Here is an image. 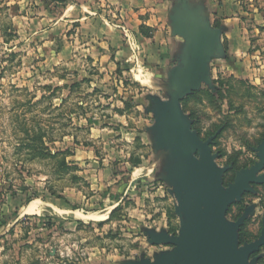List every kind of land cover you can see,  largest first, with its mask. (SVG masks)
Masks as SVG:
<instances>
[{"label":"rangeland","instance_id":"rangeland-1","mask_svg":"<svg viewBox=\"0 0 264 264\" xmlns=\"http://www.w3.org/2000/svg\"><path fill=\"white\" fill-rule=\"evenodd\" d=\"M244 8L241 73L220 66L227 86L182 102L226 189L260 163L264 143V0ZM12 14L0 8V264H156L181 236L174 190L199 154L182 156L144 111L151 88L131 71L116 87L89 57L55 56L58 37L47 42ZM250 188L227 216L244 220L241 247L264 226V185ZM255 257L264 264V247Z\"/></svg>","mask_w":264,"mask_h":264},{"label":"crops","instance_id":"crops-1","mask_svg":"<svg viewBox=\"0 0 264 264\" xmlns=\"http://www.w3.org/2000/svg\"><path fill=\"white\" fill-rule=\"evenodd\" d=\"M3 7L19 26L35 27L33 35L58 37L55 56L89 57L116 87L131 71L139 87L151 88L142 95L150 114L227 86L217 68L240 72L247 60L244 0H0Z\"/></svg>","mask_w":264,"mask_h":264},{"label":"water","instance_id":"water-1","mask_svg":"<svg viewBox=\"0 0 264 264\" xmlns=\"http://www.w3.org/2000/svg\"><path fill=\"white\" fill-rule=\"evenodd\" d=\"M213 88V86H210ZM158 126L178 145L182 156L199 154L190 166L189 180L174 190L185 225L179 238L169 241L175 251L156 264H259L253 257L264 247V226L259 240L240 246L238 232L244 223L227 220L230 207L253 185H264V143L260 163L242 171L227 189L224 171L215 164L211 142L203 141L186 120L178 100L154 111ZM253 258V259H252Z\"/></svg>","mask_w":264,"mask_h":264},{"label":"trees","instance_id":"trees-1","mask_svg":"<svg viewBox=\"0 0 264 264\" xmlns=\"http://www.w3.org/2000/svg\"><path fill=\"white\" fill-rule=\"evenodd\" d=\"M203 93H204L205 95H208V92H206V90H203ZM195 95H196V94H195ZM188 100H189V98L186 99V100L184 101V103H186ZM231 207H232V206H231ZM231 207H230V209H229V211H228V214L231 212Z\"/></svg>","mask_w":264,"mask_h":264},{"label":"flooded vegetation","instance_id":"flooded-vegetation-1","mask_svg":"<svg viewBox=\"0 0 264 264\" xmlns=\"http://www.w3.org/2000/svg\"><path fill=\"white\" fill-rule=\"evenodd\" d=\"M253 257H255V255Z\"/></svg>","mask_w":264,"mask_h":264}]
</instances>
